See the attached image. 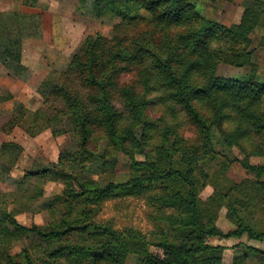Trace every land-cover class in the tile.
I'll use <instances>...</instances> for the list:
<instances>
[{
	"label": "trees",
	"instance_id": "1",
	"mask_svg": "<svg viewBox=\"0 0 264 264\" xmlns=\"http://www.w3.org/2000/svg\"><path fill=\"white\" fill-rule=\"evenodd\" d=\"M81 4L96 18H119L112 36H86L65 68L49 71L36 87L37 108L9 91L0 96V113L12 101L0 135L19 127L29 137L49 130L71 140L56 161L33 162L19 177L11 171L23 147L0 141V184L9 185L0 189V264H128L130 257H138L134 264H224L223 246L210 238L264 241V162L250 161L264 158V74L251 48L264 26V0H243L239 21L229 26L190 0ZM37 18L0 11V65L23 81L30 72L22 43L34 36ZM219 65L249 71L225 78ZM119 154L129 171L115 182L108 175ZM232 162L253 177L231 181ZM48 182L61 183L60 193L45 198ZM207 185L213 191L203 199ZM122 198L143 201L149 229L100 216L107 201ZM222 207L233 227L225 233L216 225ZM40 209L50 216L45 226L16 218ZM245 247L264 264L263 248Z\"/></svg>",
	"mask_w": 264,
	"mask_h": 264
},
{
	"label": "rangeland",
	"instance_id": "2",
	"mask_svg": "<svg viewBox=\"0 0 264 264\" xmlns=\"http://www.w3.org/2000/svg\"><path fill=\"white\" fill-rule=\"evenodd\" d=\"M0 0V7L7 8L8 3ZM196 5L199 12L206 18L218 21L224 25L237 23L243 12V0L216 1L210 0H190ZM30 2V1H29ZM32 3V2H31ZM1 11H6L0 9ZM13 10L39 15L38 24L33 37L23 39L22 43V63L29 69L30 76L27 81L11 77L13 80L12 94L13 97L21 101L29 109H35L41 105L42 99L36 92L38 83L51 70L65 68L71 54L84 41L86 36L100 34L103 37L112 36L113 24L119 21V18H96L87 12L89 8L81 4V0H36L32 5H25L23 0H13ZM264 37V26L257 31V34L251 44L253 48V61L258 65L260 75L264 74V46L260 44ZM249 67L237 68L230 65H219L217 74L225 78L241 77L248 73ZM8 89V79L4 76V69L0 67V96H6ZM11 92V91H10ZM12 101L5 102L1 105L0 124L7 119V114ZM114 103L118 108L120 104L117 100ZM13 138L22 142L24 149L12 173L21 176V170L28 168L33 162L39 164H49L56 161L58 153L68 147L70 136L63 134L57 137L51 135L49 130H45L34 138L25 136L22 130L16 129L13 134L0 135V141ZM236 154L237 151H235ZM141 158V156H137ZM252 163L264 162V158L250 157ZM129 171V160L119 154L114 172L108 176L115 182L124 181ZM227 176L231 181H240L243 178H252L253 176L245 171L238 162H232L227 170ZM1 191L9 189L7 183L0 184ZM63 185L57 182H48L44 185V197L58 194ZM213 191L211 185H207L200 193V197L205 199ZM45 199L41 198L32 207H37ZM45 202V201H44ZM10 208V206H9ZM144 203L142 200L135 198H122L121 200H109L103 208L100 216L104 219H112L116 226H135L143 231L149 229L150 225L144 218ZM225 207L219 211L216 221L217 227L225 232L232 229V224L225 218ZM16 218L22 224L27 226L36 224L45 226L50 216L45 209L39 211L27 212L19 211ZM209 242L214 245L223 246V263L224 264H256L254 258L246 249V245L264 249V241H255L247 239L246 235L240 238H210ZM20 246L16 245L12 252L16 253ZM247 255L244 260L235 256ZM138 257H130L128 264H134Z\"/></svg>",
	"mask_w": 264,
	"mask_h": 264
},
{
	"label": "crops",
	"instance_id": "3",
	"mask_svg": "<svg viewBox=\"0 0 264 264\" xmlns=\"http://www.w3.org/2000/svg\"><path fill=\"white\" fill-rule=\"evenodd\" d=\"M2 2H7L8 3V6H7V8H4V7H0V9H3V10H12L13 9V0H3ZM1 11V10H0ZM0 67L1 68H3L1 65H0ZM4 69V68H3ZM4 76H5V78H7L8 79V89H9V92L12 94V91H13V89H12V84H13V80H11V76H9L8 74H7V72H6V70L4 69ZM13 95V94H12ZM2 124V123H1ZM16 129H20L19 127H15L14 129H13V131L10 133V134H13V132L14 131H16ZM20 130H22V129H20ZM23 131V130H22ZM24 133V132H23ZM25 134V133H24ZM25 136L26 137H28V138H34V137H29V136H27L26 134H25ZM5 140H9V141H13V142H16V143H18L19 145H21L22 147H23V149H24V146H23V144H22V142H20V141H16V140H14L13 138H8V139H5ZM21 157V156H20ZM29 167H30V165H29ZM25 169V168H24ZM24 169H22L21 170V173H23V170ZM11 175L13 176V177H19V176H17V175H14V173H12V171H11ZM1 188V187H0ZM8 190V189H7ZM6 190V191H7Z\"/></svg>",
	"mask_w": 264,
	"mask_h": 264
}]
</instances>
